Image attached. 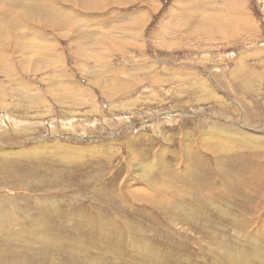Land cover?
I'll list each match as a JSON object with an SVG mask.
<instances>
[{
	"label": "rangeland",
	"instance_id": "rangeland-1",
	"mask_svg": "<svg viewBox=\"0 0 264 264\" xmlns=\"http://www.w3.org/2000/svg\"><path fill=\"white\" fill-rule=\"evenodd\" d=\"M19 22L1 264H264V0H42ZM220 129L248 145L221 154Z\"/></svg>",
	"mask_w": 264,
	"mask_h": 264
},
{
	"label": "bare ground",
	"instance_id": "bare-ground-1",
	"mask_svg": "<svg viewBox=\"0 0 264 264\" xmlns=\"http://www.w3.org/2000/svg\"><path fill=\"white\" fill-rule=\"evenodd\" d=\"M28 1V0H27ZM26 0H24V1H22L21 2V4H25V3H31L33 6H32V8H30V9H28L27 11H19V12H17V11H13L12 9H10V8H8L7 7V13H1L2 14V17L3 18H5L4 20H6V21H8V22H5V24L4 25H7V26H11L12 28H15V29H22V26L20 27V25H18L17 23L19 22V24L21 23V22H23V24H25V25H27L28 24V21L31 19V17L33 16V13L34 14H37L38 13V11H39V7H40V4H41V2H42V0H37V1H40L39 3H37L35 0H31L30 2H27ZM230 4V3H229ZM233 5V4H232ZM35 6V7H34ZM188 11H190V10H188ZM6 12V11H5ZM218 14V13H217ZM10 15H12V17L11 18H8V16H10ZM215 15V14H214ZM5 16V17H4ZM222 16V15H221ZM220 16V17H221ZM15 17L17 18V19H15ZM207 17V16H206ZM211 17V16H210ZM205 18V17H204ZM215 18V17H214ZM192 19V18H191ZM200 19H202V18H200ZM211 19V18H210ZM213 20V19H212ZM221 20V19H220ZM204 21V20H203ZM209 21H211V20H209ZM214 21H215V19H214ZM218 21V20H217ZM13 23L12 25H11V23ZM191 22V21H190ZM196 22V21H195ZM200 22V21H199ZM4 25H2V26H0L1 28H3V26ZM211 25V24H210ZM209 25V26H210ZM204 26V25H203ZM208 27V26H207ZM6 28V27H5ZM200 28V27H199ZM4 29V28H3ZM8 29V28H7ZM24 31L25 30H22L21 31V33L23 34L24 33ZM6 32H8V31H6ZM21 34V35H22ZM25 34H23V36H24ZM77 104V103H76ZM81 106V105H80ZM226 130L225 129H220V130H216V131H210V132H208L207 133V137L208 138H210L215 144H217L221 149L219 150V152L222 154L223 153V150H229L228 148H230L231 146H233V145H235V144H239L240 146H246V145H248V141H247V139L244 137V135H242V134H240L239 136H238V134H235V138H232V137H230L229 135H227L228 133L230 134V132H225ZM227 133V134H226ZM2 136H9L8 135V133H5V134H3ZM4 140V139H3ZM6 140H8V139H6ZM253 142L249 139V147L250 146H253ZM1 146V145H0ZM65 146V145H64ZM249 150H251V149H249ZM18 152V151H17ZM103 152V151H102ZM16 153V152H15ZM23 153V152H22ZM26 154H27V152H26ZM7 155H10L9 153H5V154H3V153H0V162H8V161H11V160H9V157H7ZM23 155V154H22ZM16 156H19V155H17L16 154ZM73 158V157H72ZM71 158V159H72ZM48 177V176H47ZM45 178V180L46 181H48V178ZM40 178V176L38 175V176H35L34 177V180L36 181V180H38ZM54 181L56 182V180H55V178H54ZM39 182H40V180H39ZM37 183V182H36ZM3 184H5V181L1 178L0 179V187H2V185ZM37 185H38V183H37ZM56 185V184H55ZM44 187V188H43ZM39 188L40 189H45V186L44 185H41V184H39ZM2 189H4V187H2ZM44 191H46V190H44ZM52 208H54L53 206H52ZM52 218V217H51ZM52 221H53V219H52ZM126 228V227H125ZM97 231V233H100V230H96ZM121 232H122V229H121ZM225 235V234H224ZM214 241V240H213ZM222 242V241H221ZM225 244V243H224ZM215 248H217V247H215ZM219 248V247H218ZM219 249H221V248H219ZM222 249H223V247H222ZM220 252V251H219ZM28 252H26V254H27ZM236 253V252H235ZM28 254H30V253H28ZM223 254V253H222ZM263 255V254H262ZM4 255H2L1 253H0V258H2ZM222 257H225L226 256V253H224V255H221ZM230 256H231V254H230ZM214 257H216V256H214ZM236 257H238V255L236 254V256H234V257H232L231 259H227L226 261H225V264H233L234 263V261H235V258ZM237 259V258H236ZM202 261V260H201ZM3 262L4 261H2V264H3ZM1 264V263H0Z\"/></svg>",
	"mask_w": 264,
	"mask_h": 264
},
{
	"label": "crops",
	"instance_id": "crops-1",
	"mask_svg": "<svg viewBox=\"0 0 264 264\" xmlns=\"http://www.w3.org/2000/svg\"><path fill=\"white\" fill-rule=\"evenodd\" d=\"M8 201H9V197H7V206H8ZM12 203H13V200H12V197H11V204H12ZM40 206H41V204H40ZM43 208H45V206H43ZM45 209H47V208H45ZM39 223H41V222H39ZM41 224H42V223H41ZM44 225H45V224L43 223V226H44ZM116 229H117L116 226H113V232H112V233H115V234L117 235V233L115 232ZM115 240L118 241L120 245L122 244V240L119 238L118 235H117V237H116Z\"/></svg>",
	"mask_w": 264,
	"mask_h": 264
}]
</instances>
